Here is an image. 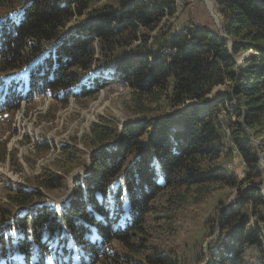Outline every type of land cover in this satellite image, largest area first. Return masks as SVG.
Returning <instances> with one entry per match:
<instances>
[{
    "label": "trees",
    "instance_id": "16d2710c",
    "mask_svg": "<svg viewBox=\"0 0 264 264\" xmlns=\"http://www.w3.org/2000/svg\"><path fill=\"white\" fill-rule=\"evenodd\" d=\"M215 2L235 55L253 52L244 63L216 28L177 30V0H0L8 9L0 17V112L48 93L62 105L96 96L110 85L95 73L100 60L144 110L162 100L193 103L177 116L93 123L84 139L96 150L91 169L60 212L41 204V191L8 186L0 264H73L76 256L85 264H191L168 249L167 236L191 205L226 186L237 199L206 223L217 232L207 264H264V0ZM219 86L228 89L206 103ZM64 153L69 162L83 156L74 145ZM235 153L245 164L240 179L221 164ZM61 180L45 171L36 183L51 190Z\"/></svg>",
    "mask_w": 264,
    "mask_h": 264
},
{
    "label": "rangeland",
    "instance_id": "374dc122",
    "mask_svg": "<svg viewBox=\"0 0 264 264\" xmlns=\"http://www.w3.org/2000/svg\"><path fill=\"white\" fill-rule=\"evenodd\" d=\"M177 5V13L172 19L177 30H184L190 22L218 30L222 26V15L216 6L219 22L212 13L209 0H177ZM7 11L0 9V17ZM73 27L71 24L70 28ZM243 55L246 57L252 53L240 54L241 57ZM97 66L100 69H95L96 75L107 79L110 85L94 97L80 100L71 98L66 105H62L48 93L36 96L30 103L23 101L18 110L0 112V205L8 202V186L22 185L27 190L41 191L44 198L41 204L60 212L75 194L76 179L87 175L91 169L89 156L96 150L86 146L84 139L93 123L106 119L122 127L126 123H137L153 115L174 113L177 116L193 104L188 102L173 107L162 100L148 106L152 107L150 110H144L134 102L131 87L116 76L114 67L106 66L101 60ZM227 89L225 86L216 87L209 94V101L218 100ZM201 107L205 108V105ZM226 111L233 121H238L229 106ZM67 145H74L83 152L80 154L82 158L73 162L66 160L64 149ZM221 164L239 179L244 176L245 164L237 153L231 160L222 159ZM45 171L61 176L59 186L51 190L39 188L36 178ZM236 199V190L226 186L218 188L200 205H191L180 224L176 222V235L167 236L168 249L176 251L179 257H189L192 259L191 264H207L208 246L217 232L209 233V229H205L206 223L221 205L234 204ZM261 235L264 241V226L261 227ZM113 245L118 246L117 242ZM201 252L207 253L205 262H199ZM2 263L5 264L4 261ZM73 264L85 263L76 256Z\"/></svg>",
    "mask_w": 264,
    "mask_h": 264
},
{
    "label": "water",
    "instance_id": "95a60500",
    "mask_svg": "<svg viewBox=\"0 0 264 264\" xmlns=\"http://www.w3.org/2000/svg\"><path fill=\"white\" fill-rule=\"evenodd\" d=\"M211 10H212V13L214 15H216L217 19L220 22V17H219V15L217 13V10H216L215 0H212ZM219 32H220V34H221L222 37L229 39L228 35L222 30V26H220ZM249 52L250 53H253L252 51H249ZM230 55L235 59V61L237 62V64L244 63L245 61L249 60V58H250V55L249 56H246V57L244 55L241 57L240 54L235 55L234 50H233V41L232 40H230ZM209 100H210V97L208 95L206 97V103L209 102Z\"/></svg>",
    "mask_w": 264,
    "mask_h": 264
},
{
    "label": "bare ground",
    "instance_id": "6f19581e",
    "mask_svg": "<svg viewBox=\"0 0 264 264\" xmlns=\"http://www.w3.org/2000/svg\"><path fill=\"white\" fill-rule=\"evenodd\" d=\"M209 2H210V6L212 7V0H209Z\"/></svg>",
    "mask_w": 264,
    "mask_h": 264
}]
</instances>
